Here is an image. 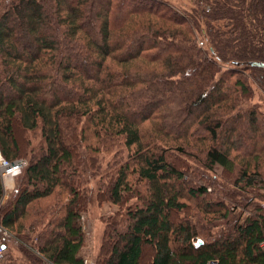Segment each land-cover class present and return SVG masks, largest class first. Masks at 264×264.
<instances>
[{"label": "trees", "instance_id": "obj_1", "mask_svg": "<svg viewBox=\"0 0 264 264\" xmlns=\"http://www.w3.org/2000/svg\"><path fill=\"white\" fill-rule=\"evenodd\" d=\"M171 1L0 0V150L27 162L6 202L0 174L3 264L12 246L85 264L82 216L104 199L125 210L103 264H264V129L235 75L264 79L246 64L264 62V0Z\"/></svg>", "mask_w": 264, "mask_h": 264}, {"label": "rangeland", "instance_id": "obj_2", "mask_svg": "<svg viewBox=\"0 0 264 264\" xmlns=\"http://www.w3.org/2000/svg\"><path fill=\"white\" fill-rule=\"evenodd\" d=\"M174 3L177 8H190L192 7L193 1L190 0H173L171 1ZM198 38L201 44H203L205 47H209V41L208 37L206 36V33H201V31L198 32ZM226 65V63H224ZM251 66V65H250ZM227 68V67H226ZM229 68V67H228ZM236 68V67H235ZM225 69V67H224ZM241 69V68H237ZM243 71V70H241ZM263 73V71H261ZM259 72L258 70L254 69H247L243 72H237L235 75L236 76H241L243 77L246 82L251 86L252 88V94L250 99L246 100V103L249 105L255 106L261 114L259 115V125L264 129V84H263V75L262 73ZM244 73V74H243ZM264 133V130H263ZM31 134H29L30 136ZM27 136V135H26ZM33 140L36 141V138L33 137ZM220 178L223 180H228L231 175H229L227 172H224L222 168H217L216 172ZM18 173L12 174L11 176H6L7 179L11 180L12 182H15V187L19 185V180H20V175L18 176ZM15 190V189H14ZM260 194H264V189H259ZM62 196L64 201L68 200V197L70 194L68 192L63 191L61 187L57 188L55 190V193L48 196L44 197L43 199H40L38 201L35 200V203H32V205L29 207L26 215L28 217L24 219L26 223L35 215L36 209H38L37 206L42 205H47V206H60L59 202L57 201L59 197ZM14 197V194H10L8 196L7 200H10ZM6 200V201H7ZM257 199H255V202ZM260 202L264 203V197L260 200ZM62 206V204H61ZM60 206V207H61ZM88 210L83 213L82 216V222L84 226V233H85V243L82 248V253L84 256H86L92 264H103V261L101 260V248L102 245H104V242L108 239V234L104 231L105 229V224L107 221H109L112 216H117L114 215L116 212H124L125 206H119L117 204L112 203L110 200H103L102 202H99V204H93V205H88ZM254 208L251 207L250 210L244 211L243 217L246 216L247 214H250L249 211L253 210ZM243 211L242 207H238L237 209V214H240ZM119 216V215H118ZM24 231H27L28 233H32L34 229L28 227L24 229ZM23 231V232H24ZM23 234V233H22ZM1 237V236H0ZM1 239V238H0ZM106 252L110 250V246L108 244ZM149 248H146L145 255L149 253ZM7 252L5 251L4 254L0 257H5ZM143 263L145 262V257L143 258ZM15 264H20V263H15Z\"/></svg>", "mask_w": 264, "mask_h": 264}, {"label": "built area", "instance_id": "obj_3", "mask_svg": "<svg viewBox=\"0 0 264 264\" xmlns=\"http://www.w3.org/2000/svg\"><path fill=\"white\" fill-rule=\"evenodd\" d=\"M26 164L27 162L23 158H18L15 160H8L7 158L3 156L0 150V174L3 177V179L6 178V176H11L12 174H15V173L21 174ZM5 251L6 249L3 245L2 240L0 239V256H2ZM84 261H85V264H92L87 257H85ZM58 264H65V263H58ZM207 264H217V263L211 260V261H208Z\"/></svg>", "mask_w": 264, "mask_h": 264}, {"label": "crops", "instance_id": "obj_4", "mask_svg": "<svg viewBox=\"0 0 264 264\" xmlns=\"http://www.w3.org/2000/svg\"><path fill=\"white\" fill-rule=\"evenodd\" d=\"M3 182V186H4V196H3V201L2 202H6V200L8 199V196L13 192V190L15 189V182H12L11 180L4 178L2 179ZM12 250H13V257L19 262L18 259L21 258V256H19V251L12 246ZM6 252H9V250L6 249ZM16 261V262H17ZM17 262V263H18ZM0 264H3L2 262H0ZM13 264V263H12ZM50 264V263H48Z\"/></svg>", "mask_w": 264, "mask_h": 264}, {"label": "water", "instance_id": "obj_5", "mask_svg": "<svg viewBox=\"0 0 264 264\" xmlns=\"http://www.w3.org/2000/svg\"><path fill=\"white\" fill-rule=\"evenodd\" d=\"M236 63V62H234ZM247 65H251V66H260V67H264V62L263 61H257V60H254V61H249L246 63ZM199 243H202V240L199 239L198 240V244Z\"/></svg>", "mask_w": 264, "mask_h": 264}]
</instances>
